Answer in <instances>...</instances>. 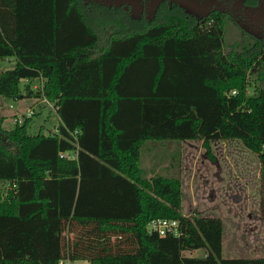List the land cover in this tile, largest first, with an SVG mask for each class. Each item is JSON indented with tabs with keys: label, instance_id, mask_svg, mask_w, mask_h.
Wrapping results in <instances>:
<instances>
[{
	"label": "trees",
	"instance_id": "16d2710c",
	"mask_svg": "<svg viewBox=\"0 0 264 264\" xmlns=\"http://www.w3.org/2000/svg\"><path fill=\"white\" fill-rule=\"evenodd\" d=\"M206 21L147 24L84 0H0V61L14 60L0 72V98H46L59 119L55 133L34 135L33 117L8 129L0 116V264H264L224 258L221 219L183 215L180 179L139 168L148 140H238L260 165L264 220V88L247 93L264 45L224 54V21ZM158 219L177 221L178 235L149 230ZM197 249L205 257L183 254Z\"/></svg>",
	"mask_w": 264,
	"mask_h": 264
},
{
	"label": "rangeland",
	"instance_id": "374dc122",
	"mask_svg": "<svg viewBox=\"0 0 264 264\" xmlns=\"http://www.w3.org/2000/svg\"><path fill=\"white\" fill-rule=\"evenodd\" d=\"M252 43L230 21H224L222 52L240 50ZM14 60L0 61V72L13 67ZM247 93L253 95L264 88V62L249 74ZM22 95L24 83L20 84ZM40 81L30 83L34 94ZM22 98V97H21ZM21 100V99H20ZM17 102L0 98V116L4 127L14 125L17 114L31 113L29 133L36 135L43 129L45 135L56 131L58 116L53 104L42 98L25 97ZM161 168L150 169L155 163ZM153 164V165H152ZM141 176L178 177L181 182V212L185 216L217 217L223 223V253L227 258H264V220L259 216V162L257 156L238 140H211L208 147L202 140L174 141L148 140L140 150ZM1 195L5 184H0ZM64 236L72 234L64 232ZM188 257L202 258L205 249L184 252ZM69 264H87L75 261Z\"/></svg>",
	"mask_w": 264,
	"mask_h": 264
},
{
	"label": "flooded vegetation",
	"instance_id": "af4514ba",
	"mask_svg": "<svg viewBox=\"0 0 264 264\" xmlns=\"http://www.w3.org/2000/svg\"><path fill=\"white\" fill-rule=\"evenodd\" d=\"M108 8H122L130 18L143 23H153L157 18L185 14L205 15L200 25L215 15L232 22L252 43L264 45V0H84ZM192 14H188L186 11ZM251 43V44H252Z\"/></svg>",
	"mask_w": 264,
	"mask_h": 264
},
{
	"label": "built area",
	"instance_id": "2783aa9c",
	"mask_svg": "<svg viewBox=\"0 0 264 264\" xmlns=\"http://www.w3.org/2000/svg\"><path fill=\"white\" fill-rule=\"evenodd\" d=\"M235 91H231L230 94H234ZM42 101L47 103L48 105L53 104L50 103L46 98H42ZM54 105V104H53ZM55 108V106H54ZM56 109V108H55ZM32 112H28V114H17V116H15L14 122H18L22 116H31ZM59 157L61 158H66V159H72L74 158V155L71 153H59ZM148 229L151 231L156 232L158 235L160 236H164L167 233H171L173 235H178V223L175 220H166V219H158V220H152L149 224H148ZM59 264H69V262H59Z\"/></svg>",
	"mask_w": 264,
	"mask_h": 264
},
{
	"label": "crops",
	"instance_id": "0c3cea01",
	"mask_svg": "<svg viewBox=\"0 0 264 264\" xmlns=\"http://www.w3.org/2000/svg\"><path fill=\"white\" fill-rule=\"evenodd\" d=\"M8 60V59H7ZM24 99V98H23ZM20 100V99H19ZM22 100V99H21ZM20 100V101H21ZM58 123H59V119H58ZM56 126H58V124L56 125ZM57 128V127H56ZM55 128V129H56ZM153 165V164H152ZM157 166V168H161L160 167V163L158 162V163H155V165L154 166H151V168L150 169H154L155 167ZM222 256L224 257V258H227L226 256H225V254L223 253V248H222ZM254 257H256V258H258L257 256H254Z\"/></svg>",
	"mask_w": 264,
	"mask_h": 264
},
{
	"label": "water",
	"instance_id": "95a60500",
	"mask_svg": "<svg viewBox=\"0 0 264 264\" xmlns=\"http://www.w3.org/2000/svg\"><path fill=\"white\" fill-rule=\"evenodd\" d=\"M188 14H192L189 10L188 11H186ZM195 18H197V20H202L204 17H205V15H201V16H194Z\"/></svg>",
	"mask_w": 264,
	"mask_h": 264
}]
</instances>
